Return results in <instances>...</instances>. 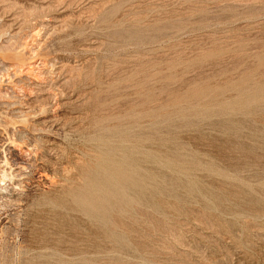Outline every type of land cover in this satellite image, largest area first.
Returning a JSON list of instances; mask_svg holds the SVG:
<instances>
[{
    "label": "rangeland",
    "instance_id": "1",
    "mask_svg": "<svg viewBox=\"0 0 264 264\" xmlns=\"http://www.w3.org/2000/svg\"><path fill=\"white\" fill-rule=\"evenodd\" d=\"M0 7V264H264V0Z\"/></svg>",
    "mask_w": 264,
    "mask_h": 264
},
{
    "label": "bare ground",
    "instance_id": "2",
    "mask_svg": "<svg viewBox=\"0 0 264 264\" xmlns=\"http://www.w3.org/2000/svg\"><path fill=\"white\" fill-rule=\"evenodd\" d=\"M4 0H0V2H3ZM16 1V0H15ZM10 4V3H9ZM8 4V5H9ZM16 4V3H15ZM5 5V4H4ZM4 7V6H3ZM11 7V6H10ZM1 8V7H0ZM6 11V10H5ZM10 12V11H9ZM7 14V13H6ZM9 14V13H8ZM3 17V16H2ZM4 23V22H3ZM7 23V22H6ZM1 24V23H0ZM5 24V23H4ZM6 26V25H5ZM2 28V27H1ZM5 29V28H4ZM36 31V30H35ZM1 32V31H0ZM7 48V47H6ZM8 63V62H7ZM16 64V63H15ZM2 66H4L3 64H2ZM0 69L3 71V69L4 68H1L0 67ZM33 71V70H32ZM1 75V74H0ZM15 76V75H14ZM11 78V77H10ZM17 78V77H16ZM16 81V80H15ZM18 81V80H17ZM18 82H20V81H18ZM1 90V89H0ZM2 92V91H1ZM0 97H1V95H0ZM7 97V96H6ZM1 103V102H0ZM9 103V102H8ZM2 104H3V102H2ZM7 103H5V105H6ZM7 107H8V104H7Z\"/></svg>",
    "mask_w": 264,
    "mask_h": 264
}]
</instances>
